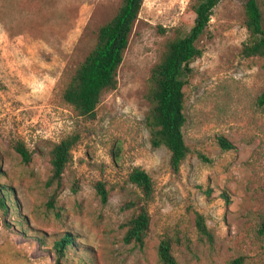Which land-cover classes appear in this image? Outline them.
Returning <instances> with one entry per match:
<instances>
[{"label":"rangeland","instance_id":"obj_1","mask_svg":"<svg viewBox=\"0 0 264 264\" xmlns=\"http://www.w3.org/2000/svg\"><path fill=\"white\" fill-rule=\"evenodd\" d=\"M122 0H0V264H57L56 242L69 244L62 264H161V239H172L181 264H264V59L245 57L246 0H221L190 63L184 127L189 154L171 167V152L151 142L146 97L167 41L192 27L196 0H144L118 69L95 118L63 98L99 28ZM264 19V0H259ZM160 27L166 29L165 32ZM80 139L54 208L50 151L64 136ZM223 136L233 149H224ZM23 141L32 159L15 150ZM153 178L144 199L129 180L136 168ZM109 191L101 200L95 184ZM130 201L138 206L129 207ZM145 205L151 215L144 247L123 240V223ZM205 216L211 241L196 227Z\"/></svg>","mask_w":264,"mask_h":264},{"label":"trees","instance_id":"obj_2","mask_svg":"<svg viewBox=\"0 0 264 264\" xmlns=\"http://www.w3.org/2000/svg\"><path fill=\"white\" fill-rule=\"evenodd\" d=\"M221 0H196L193 10L196 14L194 23L185 34H176L170 38L159 61L153 66L149 78L147 99L150 109L146 118L151 133L153 146H165L171 152V167L175 172L181 168L189 154L190 148L186 142L184 127L187 123L186 94L184 87L192 71L190 63L201 56L203 51L198 41L205 34L215 7ZM144 0H122L116 14L103 24L97 35V41L77 66L63 91L64 100L70 104L76 113L83 117L95 118L97 107L105 92L114 90L118 84V69L123 62L124 53L129 45L130 35L139 17ZM246 27L249 32L242 47L245 57L259 56L264 59V19L259 0H246ZM162 32L166 29L160 27ZM264 105V91L258 99ZM80 135L72 133L56 142L50 151L51 174L46 182L48 187H54L47 202L49 208H54L62 187L64 172L73 157V148ZM220 145L226 149L235 148L234 144L225 137L219 138ZM28 163L32 159L31 151L26 144L19 140L15 144ZM129 180L142 192L144 199H149L154 191L152 176L143 168L136 167L129 174ZM103 202L109 199V191L103 181L95 184ZM129 207L138 206V202L130 201ZM0 207L6 211L9 203L4 189L0 187ZM151 215L145 205L123 223L124 242L134 243L144 247L150 231ZM198 232L211 241L213 234L206 222L205 216L196 213ZM264 233V221L260 229ZM73 243L71 235L66 234L56 242L59 252L57 264H62L66 247ZM161 264H181L174 252L172 239L164 236L158 247ZM243 257L234 258L230 264H243Z\"/></svg>","mask_w":264,"mask_h":264}]
</instances>
